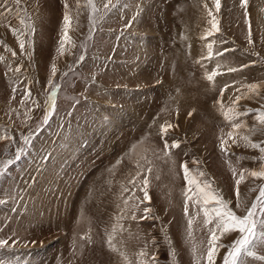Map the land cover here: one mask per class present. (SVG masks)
I'll return each instance as SVG.
<instances>
[{"label": "rangeland", "instance_id": "rangeland-1", "mask_svg": "<svg viewBox=\"0 0 264 264\" xmlns=\"http://www.w3.org/2000/svg\"><path fill=\"white\" fill-rule=\"evenodd\" d=\"M94 5L0 7V264H207L215 224L188 181L238 216L264 185L248 174L264 153L240 139L264 147V0ZM238 236L221 237L215 264ZM252 250L244 264H264L259 238Z\"/></svg>", "mask_w": 264, "mask_h": 264}, {"label": "snow or ice", "instance_id": "snow-or-ice-1", "mask_svg": "<svg viewBox=\"0 0 264 264\" xmlns=\"http://www.w3.org/2000/svg\"><path fill=\"white\" fill-rule=\"evenodd\" d=\"M20 0H15L16 4H19ZM247 0H241V5L244 6L246 4ZM9 3V0H2V3H0V7H3L4 5H7ZM216 8L219 10L220 7V0H215ZM87 5L91 6L93 10L95 11V5L94 0H87ZM79 6V5H78ZM67 4H65V8L67 9ZM105 7L107 8L108 5L106 4ZM3 15V12H0V16ZM208 15L211 16V11L208 12ZM91 20V17H89ZM64 27H65V35L61 39V48H63V42L68 39L67 37V28L69 26L70 17L67 11L64 13ZM21 24H24V20L20 21ZM212 27L219 31V28L217 27L215 23V18H213ZM13 34H16V30L13 29ZM19 39V37H18ZM251 42V41H249ZM209 49H211L212 45H208ZM25 48L24 41H20V49L23 51ZM13 56L16 55L15 52L12 53ZM211 55V53H209ZM219 55H222V53H219ZM3 57H0V60H2ZM54 68V66H53ZM237 69H230V71H236ZM19 71V69H17ZM208 75L207 79L212 80L213 76ZM261 85L257 84H251L247 87L249 90H255L256 88L260 87ZM58 86H53V94L55 93V88ZM49 99L52 101V104L54 105L55 101L52 99V97H49ZM240 97H237V100H239ZM235 111L234 109H229L228 111H225L223 114L225 116V119H230L229 112ZM240 113H237L239 115ZM191 115V113H189ZM256 121L260 125H264V111H257V114L255 116ZM45 122H47V116H45ZM170 127V125L168 126ZM233 129H244L247 126L245 124H233ZM166 126L161 127L162 134L165 133ZM229 137H232L233 133H228ZM0 139H3V137H0ZM244 141L245 147L250 148H259L261 153H264V147H261L260 144L252 142L250 137L248 135H244L240 137ZM25 142L27 143V138H25ZM233 144H237V140H232ZM225 144L224 140H221V146L223 148V145ZM176 146V145H173ZM17 159H19V155H17ZM261 160H264V156L260 158ZM12 161H8L7 163H11ZM185 171V179L188 180L189 175V169L187 166H184ZM249 176L252 177H264V167H262L260 170H252L249 173ZM203 175V174H201ZM243 175L241 176V179H243ZM189 184L196 186V195L199 196V201L197 203H200V211L203 212V215L205 217L204 224L209 225L211 223L215 224V227L210 229L211 237L208 241L209 247L207 250V264H215V256L218 250L222 247H225V245L220 244L219 240L221 237L227 235L231 232H237L239 233V236L236 240L232 242L231 245L228 246V251L224 254L223 257V264H244V260L242 259L245 256H254L256 255V252L252 250V247L254 245V242L259 238L261 243H264V185L260 186L259 189V195L256 197V200L253 201L250 208H247L246 214L243 216H238L236 213L229 207V201H225L219 193H216L211 190L210 184L207 182L203 183V186L201 187L200 182L198 179L193 178L188 181ZM240 181H237V184H239ZM145 185H147V179H145ZM185 195L187 197V191L185 192ZM144 199L149 200L150 197L148 195V192L144 191ZM215 204L214 207H205L206 205H209L210 203ZM241 206V201L239 200V194H238V200H237V207ZM145 213H150L152 210L150 208L144 209ZM185 212L187 213V199L185 201ZM189 224V236L191 235V226H192V220L190 219L188 221ZM219 233V235H217ZM6 241L0 240V246L6 245ZM194 251V249H193ZM261 259H264V257H261Z\"/></svg>", "mask_w": 264, "mask_h": 264}]
</instances>
